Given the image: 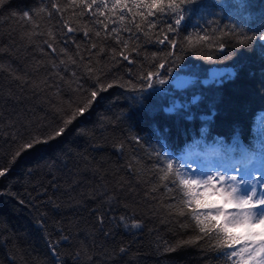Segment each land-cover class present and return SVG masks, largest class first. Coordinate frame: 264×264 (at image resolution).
Returning <instances> with one entry per match:
<instances>
[{
	"label": "trees",
	"instance_id": "1",
	"mask_svg": "<svg viewBox=\"0 0 264 264\" xmlns=\"http://www.w3.org/2000/svg\"><path fill=\"white\" fill-rule=\"evenodd\" d=\"M233 2L203 0L206 11L191 14L179 34L168 33L169 38L182 42L185 35L201 30L220 37L229 28L249 37L258 35L264 24V0H247L246 15L252 17L248 20L233 15ZM46 6L50 7L49 0H5L0 5V166H9L14 147L10 137L24 131L22 124L39 128L55 122L52 92L59 90L65 104L69 98H81L72 91L76 83H62L45 73L52 59L44 44L46 33L59 36L58 16L36 15ZM25 12L34 23L24 17ZM92 19L85 15L77 23L91 28ZM166 19L156 20L157 28L147 35L126 19L124 25L131 32L121 35L140 54H133V64L106 57L101 66L108 82L128 86L101 92L62 138L25 153L0 178V264H231L214 247L215 241L198 239L187 217L168 213L169 204L178 203L179 195L163 186L162 174L156 170L157 153L167 150L182 157L195 151L237 162L239 152L230 151L234 138L248 145L255 138L258 118L264 115V50L258 40L238 45L231 36L222 38L223 52L215 47L178 48V64L166 77L167 84L144 93L133 91V85L139 89L148 83L138 77L154 70L153 54L164 58L168 52L167 42H156L162 37L160 30L166 29ZM112 27L120 28V22L109 23ZM34 31L45 35L29 39ZM65 35L73 36L66 30ZM74 38L83 49L87 41L82 33ZM67 47L75 50L71 43ZM37 65L42 66L39 72ZM213 68H226L235 75L219 85H204ZM177 76H189L193 83L177 89L173 83ZM42 80L59 88L33 87ZM78 83L89 89L93 81L79 79ZM194 95L201 97L197 104L191 103ZM138 96L144 97L143 103L135 99ZM176 103L184 107L173 113L163 111ZM133 223L141 227L132 228ZM49 242L56 244L58 256L50 253ZM166 247L176 250L166 251Z\"/></svg>",
	"mask_w": 264,
	"mask_h": 264
},
{
	"label": "snow or ice",
	"instance_id": "2",
	"mask_svg": "<svg viewBox=\"0 0 264 264\" xmlns=\"http://www.w3.org/2000/svg\"><path fill=\"white\" fill-rule=\"evenodd\" d=\"M5 0H0L3 5ZM49 6L39 8L36 15L45 14L49 19L54 15L59 17V36L52 31L46 33L48 39L44 41L46 48L52 54L50 64L44 69L45 73H51L62 83H76L75 92L81 98L73 100L69 98L67 104L61 98L59 90L51 93L50 104L56 113L53 124L41 125L36 128L31 123L21 125L23 132L10 137L13 150L9 153V166H0V178H5L9 173L10 165L15 164L25 153L39 146H47L62 138L70 127L83 117L97 101L103 91L113 87H127L123 83L108 82L104 78L105 67L101 66V59L110 57L112 62L118 63L120 59L133 64V54L139 55V49L135 44L130 45L129 40L121 35L123 31L131 32L124 25L126 19H130L137 32L147 35L157 28L156 20L166 19V29L160 30L162 37H158L159 44L168 43V52L164 58L153 54L155 68L140 75L138 79L147 81L139 89L132 86L133 91L141 93L148 89L155 90L157 84L163 86L169 81L166 77L172 76L173 69L177 67L179 56L176 49H193L194 47H215L218 51L225 50L222 38L231 36L237 38L238 45H247L252 40L261 42L264 50V24L257 30L258 35L246 36L237 33L235 28L216 37L206 31L185 35L183 41L170 39L168 33L179 34L186 24L189 16L197 12L203 14L207 5L203 0H68L61 4L59 0H49ZM233 15L240 19H251L246 15L250 5L247 0H234L230 5ZM93 18L90 20L92 27L87 24L77 23L82 21L85 15ZM24 17L30 23H34L32 16L25 12ZM99 17H104L100 20ZM139 17V21L136 20ZM154 19H149V18ZM120 22L121 27L109 28V23ZM96 25H101L98 28ZM39 28V24L34 25ZM198 26V25H197ZM73 34V36H66ZM101 31L104 35H101ZM82 33L87 41L81 49V42L75 36ZM202 33V34H201ZM45 35L41 32H33L29 35ZM243 38H239V37ZM113 41L112 47L106 45V41ZM219 41V42H218ZM63 46L57 48V44ZM75 45L71 50L67 45ZM264 56V51L261 52ZM212 59V57H209ZM41 65L36 66V71L41 70ZM71 69L70 75L69 71ZM163 71V75L161 74ZM63 73V74H62ZM83 73V75H81ZM234 71L226 73H213L210 79L202 81L204 85H219L225 79H231ZM20 79V77H14ZM79 79L93 81L89 89H84ZM31 83V82H30ZM193 81L179 76L174 77V86L177 89H186ZM34 88L51 90L59 88L55 83L50 84L48 80L33 84ZM71 89V84H69ZM143 103L144 97L135 98ZM200 96L194 95L191 103L197 104ZM184 107L176 103L172 107L163 109L165 113L177 112ZM13 127H15L13 125ZM31 129V130H29ZM255 138L248 145H244L239 137L234 138V146L231 152H239V159L231 167H217L208 171L191 168L183 157H176L167 150L157 153V172L161 173L160 179L165 181L164 187L169 191H175L179 195V201L169 204L168 213L178 217H187L191 226L198 231L200 238H209L215 241L214 247L221 251L231 264H264V115L260 116L255 124ZM139 143L138 138H134ZM180 162L177 163L176 161ZM171 186V187H169ZM155 191V189H153ZM175 200V197H173ZM124 217L120 220L124 221ZM103 224V217L99 218ZM127 227V225H125ZM132 228H140L139 223H133ZM67 240L68 237H63ZM186 241L185 243H192ZM49 250L53 256L59 252L55 243L49 242ZM166 251H175V247H166ZM121 249V252H124Z\"/></svg>",
	"mask_w": 264,
	"mask_h": 264
},
{
	"label": "rangeland",
	"instance_id": "3",
	"mask_svg": "<svg viewBox=\"0 0 264 264\" xmlns=\"http://www.w3.org/2000/svg\"><path fill=\"white\" fill-rule=\"evenodd\" d=\"M227 70L226 68H214L211 69L208 73V76L206 78H204V80L206 79H210L213 73H226ZM181 78H187V79H191V77L189 76H179ZM203 80V81H204ZM174 83V80H173ZM182 157L190 164L191 168H196L198 170L203 169L205 171L217 168V167H231L232 164L234 163H226L224 162V158L223 157H217L214 155H206V154H200L197 153L195 151L192 152H185ZM230 161V160H227ZM236 163V162H235ZM231 164V165H230Z\"/></svg>",
	"mask_w": 264,
	"mask_h": 264
},
{
	"label": "bare ground",
	"instance_id": "4",
	"mask_svg": "<svg viewBox=\"0 0 264 264\" xmlns=\"http://www.w3.org/2000/svg\"><path fill=\"white\" fill-rule=\"evenodd\" d=\"M214 69V68H213Z\"/></svg>",
	"mask_w": 264,
	"mask_h": 264
}]
</instances>
